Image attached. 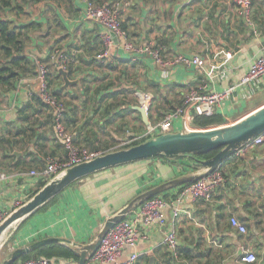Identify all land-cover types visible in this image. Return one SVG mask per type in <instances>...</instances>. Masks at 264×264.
I'll return each mask as SVG.
<instances>
[{"label": "crops", "instance_id": "1", "mask_svg": "<svg viewBox=\"0 0 264 264\" xmlns=\"http://www.w3.org/2000/svg\"><path fill=\"white\" fill-rule=\"evenodd\" d=\"M72 1L74 7L65 0H36L17 12L13 10L17 1L12 0L11 6L0 8V19L19 25L38 23L31 30L27 54L48 62L51 86L69 104L65 124L74 142L98 155L134 137L139 140L146 132L148 124L138 110L139 93L153 94L148 117L150 124H157L203 81L217 91L236 84L264 52V0H252L251 22L238 14L233 0H120L122 25L134 41L162 44L171 58L200 55L207 68L177 66L166 76L151 58L126 51L110 62L99 61L95 56L101 46V28L84 18L83 3ZM106 1L112 0H96ZM56 49L67 56L64 69L77 83L64 85L59 61L51 57ZM213 71L218 76L210 79ZM249 91L247 86L236 88L218 107L222 124L236 122L264 105V86L247 96ZM38 95L36 74L29 72L15 88L0 89V206L8 212L37 192L42 180L32 176L31 170L67 158L51 112L37 101ZM186 169L181 163L152 158L86 176L46 211L31 215L22 228L17 227L14 247L50 236L88 244L108 218L141 192L191 172ZM219 169L224 181L211 201L187 198L179 204L174 227L180 252L177 262L164 243L173 225L141 221H137L140 240L125 249L120 262L137 252L135 264H248L241 260L245 248L257 254L256 264H264V142L245 146ZM178 191L165 194L173 199ZM136 213L134 207L128 217L136 219ZM232 217L246 226V233L231 225Z\"/></svg>", "mask_w": 264, "mask_h": 264}, {"label": "built area", "instance_id": "2", "mask_svg": "<svg viewBox=\"0 0 264 264\" xmlns=\"http://www.w3.org/2000/svg\"><path fill=\"white\" fill-rule=\"evenodd\" d=\"M83 3V15L101 28V46L96 54L99 61H112L121 51L131 53L134 57L145 56L151 58L155 63L163 68L166 76H169L177 66H196L199 69L207 68V61L200 55L179 54L172 58L166 56V48L162 44L151 42L140 43L134 41L130 34L124 29L121 20V10L123 2L120 0L106 1L97 3L96 0H78ZM237 12L246 21L251 22L253 13L252 0H233ZM51 57L54 61H59L60 67L66 68L67 56L64 52L56 49ZM36 62V79L39 87V96L49 107L52 113L58 138L67 150V158L63 160H50L40 170H31V175L41 180L49 181L61 170L89 160L98 155L97 152L89 148L76 144L72 133L65 124V114L69 109L65 99L56 97L53 94V87L50 83V67L46 60L41 57H32ZM218 73L208 74L210 79H215ZM208 81H203L201 85L191 88L186 94L183 102L166 112L157 124H148L146 132L141 136L153 137L155 135L178 130H191L199 128L194 126L196 116H211L217 114V109L229 95L239 87L247 86L249 92L261 89L264 86V52L257 57L249 66L247 72L236 84H231L223 91L210 89ZM141 106L148 112L153 94L141 92ZM133 138L132 141L137 140ZM264 142V134L259 135L247 144L248 148L255 147ZM244 151V150H243ZM224 181L223 173L219 168L208 176L199 179L191 184L179 187L177 196L169 199L162 193L154 196L136 206V219L128 217L116 223L102 239V242L95 254L88 261L91 264H135L139 258V253L134 252L130 255L127 262L121 263L120 258L127 247H135L141 238L137 221L143 224H172L173 229L167 232L164 243L168 246L175 258H179L178 235L174 227L180 216V203H184L187 198L193 202L200 200L211 201L214 190ZM170 191V190H169ZM167 191V192H169ZM169 211V212H168ZM10 212L0 206V222L3 221ZM191 217V215H189ZM231 225L241 233H246V226L237 218H231ZM241 260L248 264H256L259 259L256 253L247 249L242 250ZM15 264H79L75 259L34 257L19 259Z\"/></svg>", "mask_w": 264, "mask_h": 264}, {"label": "water", "instance_id": "3", "mask_svg": "<svg viewBox=\"0 0 264 264\" xmlns=\"http://www.w3.org/2000/svg\"><path fill=\"white\" fill-rule=\"evenodd\" d=\"M59 71L63 75L66 87L78 82L71 79L68 71L63 67H60ZM138 110L142 113L143 120L150 124L146 109L140 105ZM261 134H264V105L231 124L161 133L131 147L102 153L61 170L30 199L17 206L0 222V242L6 232L11 229L15 231L21 222L65 191L72 183L98 171L152 158L189 162L194 169L141 192L128 205L108 218L95 240L88 244H79L60 236L45 237L15 248L3 264H15L24 255L48 244L73 248L79 257V264H87L98 250L105 235L138 204L208 176ZM219 148L220 151L211 158L198 157ZM3 243L4 241L0 243V247Z\"/></svg>", "mask_w": 264, "mask_h": 264}, {"label": "trees", "instance_id": "4", "mask_svg": "<svg viewBox=\"0 0 264 264\" xmlns=\"http://www.w3.org/2000/svg\"><path fill=\"white\" fill-rule=\"evenodd\" d=\"M16 1L17 2L15 3V6H13V10L17 12H21L23 10L22 9L23 6L27 2L29 3L31 1H36V0H16ZM65 2L74 7L72 0H65ZM1 3H3L4 6H11L12 0H1ZM35 27H38V23L32 22L26 25H19L8 19H0V89L6 91L9 89L15 88L17 86L18 81L20 80L21 77H23V75H27L28 72L30 74L36 73L35 72L36 62L34 59L28 56L27 51H26L28 47V42L30 41V38H31L30 34L33 33L31 30L34 29ZM52 91L56 97L57 96L60 97L58 90L52 89ZM36 99L38 102H40L42 106H44L46 109H49V107L42 101L39 95L36 97ZM193 123H194V126L196 127L204 128V127H209L212 125L213 126L220 125L223 123V119L218 114H213L211 116H196ZM149 138L151 137H143L139 140L137 139V140L128 142L125 145L121 146L120 148L122 149V148L131 147ZM220 149L221 148L212 150L206 154H201L198 157L202 159L211 158L215 154H217L220 151ZM163 159L169 162H172V163H181L183 165H186V167L187 166L189 167L188 170L190 171L194 170L189 162L171 161V160H168L167 158H163ZM46 183L47 181L42 180L40 182V186L37 191H39ZM189 184L191 183H187L183 186H187ZM76 185H77V181L72 183L68 188L75 187ZM183 186H180V188ZM63 192H61L60 194L52 198L48 203H46L39 210H37V212L32 214V216L37 213L46 211L53 203L57 201V199ZM27 219L25 220L27 221ZM25 220L21 222V224L18 226L19 229L22 228L23 225L26 223ZM15 233H17V231H15L13 234ZM12 239L13 238H11V241ZM34 257L62 258V259L71 258L77 261L79 260V257L76 255L73 248L65 246V245H60V244H48L46 246L40 247L34 250L33 252L27 255H24L21 259L34 258ZM172 257L174 261L177 262L176 259L178 258H175L173 254H172Z\"/></svg>", "mask_w": 264, "mask_h": 264}, {"label": "rangeland", "instance_id": "5", "mask_svg": "<svg viewBox=\"0 0 264 264\" xmlns=\"http://www.w3.org/2000/svg\"><path fill=\"white\" fill-rule=\"evenodd\" d=\"M5 7L4 5H3V3H1V0H0V8L1 7ZM2 11H4V9L2 10ZM213 126V125H212ZM121 146H123V145H121ZM120 146V147H121ZM118 148V149H121V148ZM188 166H187V169H186V171L188 170ZM34 195V194H33ZM32 195V196H33ZM15 231L13 230V229H11L9 232H8V236H7V238L4 240V243L2 244V246L0 247V264H3V262H4V260L6 259V258H8L10 255H11V252L15 249V248H17V246L16 247H14V241H15V234H13ZM11 238H13L12 239V241H11Z\"/></svg>", "mask_w": 264, "mask_h": 264}, {"label": "bare ground", "instance_id": "6", "mask_svg": "<svg viewBox=\"0 0 264 264\" xmlns=\"http://www.w3.org/2000/svg\"><path fill=\"white\" fill-rule=\"evenodd\" d=\"M7 233H8V232H6V233L4 234L3 239L1 240L0 243H2V242L7 238V236H8Z\"/></svg>", "mask_w": 264, "mask_h": 264}]
</instances>
